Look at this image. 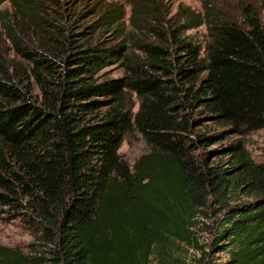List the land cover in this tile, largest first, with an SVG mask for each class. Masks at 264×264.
<instances>
[{"label":"trees","instance_id":"trees-1","mask_svg":"<svg viewBox=\"0 0 264 264\" xmlns=\"http://www.w3.org/2000/svg\"><path fill=\"white\" fill-rule=\"evenodd\" d=\"M5 2L0 208L33 240L0 244V264H217L215 252L264 264V161L241 140L210 149L264 129L257 11L238 22L211 4L126 0L127 23L115 0ZM202 24L203 45L187 33ZM114 65L122 74L105 77ZM132 131L148 152L129 164ZM210 218L207 251L197 233Z\"/></svg>","mask_w":264,"mask_h":264},{"label":"rangeland","instance_id":"rangeland-1","mask_svg":"<svg viewBox=\"0 0 264 264\" xmlns=\"http://www.w3.org/2000/svg\"><path fill=\"white\" fill-rule=\"evenodd\" d=\"M124 5L125 20L129 23L130 18V5L126 0H115ZM169 5H172L173 12L176 10L179 3L189 5L193 9L199 12H203L205 4L214 5L218 8L225 18L232 19L234 21L242 22V10L244 7L252 6L258 13L262 24L264 26V3L260 0H167ZM1 9H10V3L5 2L0 6ZM193 36V41L197 44H204L207 35L206 25L190 30L187 32ZM105 77H117L122 74V70L118 66H109L103 70ZM129 104L134 111L138 108V100L136 96L130 94ZM215 130L218 128L212 126ZM203 130V129H202ZM213 131V130H212ZM241 140V143L245 146L247 152L251 158L256 162L264 161V129L255 131H249L242 136L229 137L228 139L214 144L210 147L221 148L228 145L232 141ZM243 141V142H242ZM148 152V147L145 144L142 136L136 131L125 134L121 146L119 148V154L129 164H133L141 155ZM208 226L209 228H205ZM202 226L203 230H198L197 237L198 243L204 247L207 251L210 250L215 242L214 226L211 218L207 219L206 225ZM33 240L28 227L19 218H12L4 208H0V244L11 248L22 249L28 251V245ZM184 249H188L185 253L188 263L193 261L194 251L193 247L185 246ZM212 260L217 264H226L228 261V254L226 252H215ZM150 264H158L156 260L152 259Z\"/></svg>","mask_w":264,"mask_h":264}]
</instances>
